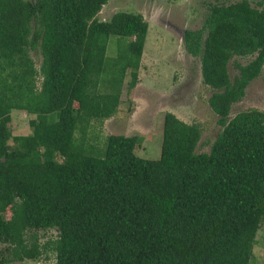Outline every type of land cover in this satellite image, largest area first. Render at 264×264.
Listing matches in <instances>:
<instances>
[{
	"label": "trees",
	"instance_id": "obj_1",
	"mask_svg": "<svg viewBox=\"0 0 264 264\" xmlns=\"http://www.w3.org/2000/svg\"><path fill=\"white\" fill-rule=\"evenodd\" d=\"M107 2L0 0V264L47 249L55 264H248L264 222V112L230 111L264 67V0L212 5L183 33L221 131L196 153L200 127L166 113L155 162L136 155L140 136L87 143L127 76L136 87L148 33L141 14L97 20ZM112 36L129 42L107 58ZM250 56L231 81L232 58ZM13 111L30 116V134L12 135ZM48 230L56 239L41 245Z\"/></svg>",
	"mask_w": 264,
	"mask_h": 264
},
{
	"label": "rangeland",
	"instance_id": "obj_2",
	"mask_svg": "<svg viewBox=\"0 0 264 264\" xmlns=\"http://www.w3.org/2000/svg\"><path fill=\"white\" fill-rule=\"evenodd\" d=\"M31 1V0H26ZM238 0H108L97 15L99 21H109L118 12L141 14L148 24L143 54L138 70V83L121 94L117 113L102 123L92 122L87 143L100 150L109 135L125 137L140 136L136 147L138 157L157 161L160 156L163 118L171 113L186 124H197L201 137L196 153H208L210 146L220 133L217 117L208 106L213 93L202 82L199 58L189 55L184 48L183 33L202 28L212 5H229ZM110 37L106 57L113 58L124 50L128 40ZM36 68L41 64L38 50L29 52ZM250 57H233L228 65L231 81L238 75L237 65L245 66ZM39 84V83H38ZM257 109L264 112V68L245 90L244 98L232 105L230 118L240 112ZM30 116L26 113H11L10 130L13 136L30 134ZM10 211L5 214L9 218ZM40 244L55 240L54 230L37 233ZM3 248V247H1ZM253 256L248 264H264V222L256 235ZM12 264H55V255L46 250L33 261L24 260Z\"/></svg>",
	"mask_w": 264,
	"mask_h": 264
},
{
	"label": "flooded vegetation",
	"instance_id": "obj_3",
	"mask_svg": "<svg viewBox=\"0 0 264 264\" xmlns=\"http://www.w3.org/2000/svg\"><path fill=\"white\" fill-rule=\"evenodd\" d=\"M219 1H223V0H219ZM239 1V0H238ZM264 68V67H263ZM263 70V69H262Z\"/></svg>",
	"mask_w": 264,
	"mask_h": 264
}]
</instances>
